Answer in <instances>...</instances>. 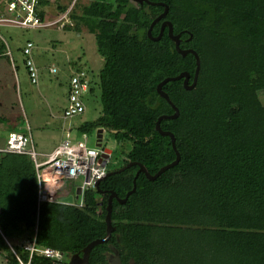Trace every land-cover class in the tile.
Instances as JSON below:
<instances>
[{
    "label": "trees",
    "instance_id": "obj_1",
    "mask_svg": "<svg viewBox=\"0 0 264 264\" xmlns=\"http://www.w3.org/2000/svg\"><path fill=\"white\" fill-rule=\"evenodd\" d=\"M148 1L169 7L165 20L174 35L182 32L180 48L198 54L199 77L191 91L183 80L163 86L179 114L162 120L160 128L174 136L180 160L155 180L141 173L124 204L113 200L114 232L91 250L89 264H113L109 255L119 264H264V0ZM57 8L65 12L67 6ZM162 12L164 7L130 0H93L81 14L75 11L71 27L63 28L95 36L102 61L99 91L90 81L81 100L85 105L86 96L98 94L101 116L77 132L102 128L114 137L123 159L111 172L135 163L155 176L176 160L171 139L156 131L161 116L174 114L157 86L183 72L191 83L196 61L192 54L181 56L167 32L158 41L147 37ZM151 33L156 36L159 25ZM4 49L0 43V56H8ZM3 121L10 122L9 135L30 134L19 117L14 123L0 114ZM138 170L134 165L105 178L80 207L39 203L33 160L1 150L0 255L5 263L27 262L23 245L31 240L61 252L67 264L82 255L106 236L110 194L125 199ZM22 234L26 241L12 244ZM34 262L52 264L42 258Z\"/></svg>",
    "mask_w": 264,
    "mask_h": 264
},
{
    "label": "rangeland",
    "instance_id": "obj_2",
    "mask_svg": "<svg viewBox=\"0 0 264 264\" xmlns=\"http://www.w3.org/2000/svg\"><path fill=\"white\" fill-rule=\"evenodd\" d=\"M92 1L64 0L62 5L67 6L65 11L74 6L71 10L72 18L75 11L81 14L83 6L87 7ZM57 17L58 15H54L47 19L54 20ZM71 20L66 27L73 25L74 21ZM2 41L8 44L15 63L12 64L8 56H0V101L2 104L0 114L11 118L14 123H16V117L21 118L24 123L22 126L30 128L29 136L38 154V162H44L46 159L44 155L51 153L62 141L77 139L78 127L86 122L95 121L101 116L102 109L97 94V96L90 95L92 97L86 96L85 110L82 114L65 120L62 117L64 109L69 104L68 82L72 74L77 76L75 71L81 69L82 73L85 72L84 79L88 84L92 81L91 85L96 86L98 90V73L102 67V61L96 50L95 36L86 29L66 30L53 25L39 31L0 28V43H3ZM26 41H31L35 45L32 58L39 71L37 84L31 83L23 66L20 50ZM53 68L56 72L50 73L49 70ZM260 99L264 103V95H261ZM9 123V121H3L0 124V133L7 130ZM95 138L96 133L91 137L87 136L88 146L95 147ZM116 143L114 137L105 131L103 144L113 151L108 163L109 169H117L121 165L120 159H123V153L117 148ZM63 183L58 194L56 191H51V196L56 198L55 201L61 198L66 204L80 206L81 198L79 200L75 198L76 188L80 183L70 180H65ZM51 186L55 187L54 184ZM88 192L95 193L90 190ZM25 238L26 234H22L19 241L12 244L26 241ZM109 257L113 264H119L116 257L112 258L111 255ZM0 264H6L1 255Z\"/></svg>",
    "mask_w": 264,
    "mask_h": 264
},
{
    "label": "built area",
    "instance_id": "obj_3",
    "mask_svg": "<svg viewBox=\"0 0 264 264\" xmlns=\"http://www.w3.org/2000/svg\"><path fill=\"white\" fill-rule=\"evenodd\" d=\"M63 1L0 0V28L42 30L57 25L63 29L64 26L71 23V10L74 8L72 6L65 12L59 11L57 7L61 6ZM54 15H58V17L54 20L47 19ZM3 44L5 54L12 56L8 44L6 42H3ZM33 49L34 44L27 41L23 48L22 56L24 57V67L31 83L37 84L39 71L32 59ZM50 72L55 73L56 70L53 68ZM72 88L74 91L70 96V107L62 115L64 120L82 114L85 110L81 95L84 92H88L89 84L84 79V73L72 79ZM99 130L102 131L100 142L97 139ZM95 133L96 148L88 146L87 143V136L91 137ZM104 133V129L99 128L88 135H79L74 141L64 140L51 154L45 156L44 162H38V154L28 134L11 133L4 151L28 155L33 160L38 180L39 203L63 202L61 198L55 201L56 198L51 196V191H56L58 194V190L63 187V182L70 180L80 183L76 188L75 198L76 200L81 198L80 206H82L88 190L96 192L97 184H100L105 179L106 174L110 172L108 163L111 160L113 151L103 144ZM51 184H54L55 187L53 188ZM77 189H80V195H77ZM23 251L29 254V258L25 263L20 260L21 264H37L34 262L35 258L40 260L42 258L52 264H67L64 254L54 249L39 247L36 240L25 243Z\"/></svg>",
    "mask_w": 264,
    "mask_h": 264
},
{
    "label": "water",
    "instance_id": "obj_4",
    "mask_svg": "<svg viewBox=\"0 0 264 264\" xmlns=\"http://www.w3.org/2000/svg\"><path fill=\"white\" fill-rule=\"evenodd\" d=\"M132 1L137 2V3L141 4V5L143 3H146L149 6H161V7H164V12L160 16H158L156 19H154L152 21V23H151V25H150V27L148 29V32H147L148 38L151 39L152 41L160 40L161 37H162L164 28L167 27L168 28V32H169V38L171 39V41H173L175 43V48H176L177 52L183 57H185L187 54H192L194 56V58H195V61H196V69H195L193 80H192L191 83H190V78H191L190 74L187 73V72H183V73L179 74L176 77H171V78L164 79L157 86V92H158L159 96L162 97L163 99H165V101L171 106V108L174 111V114L171 117L161 116L158 119L157 123H156V131L161 136H168L171 139L172 147H173V149L175 150V153H176V160L174 162H172L171 164H169L168 166L160 169L159 172L155 176H151L148 173V171L146 170L145 167H143V166H141L139 164H135V163H130V164L124 166L123 168L117 170L116 172H111L110 171L108 174H106L105 178H107L109 176H112L114 174H119V173L123 172L124 170H126V169H128V168H130V167H132L134 165H137L139 167V170H138V172L136 173V176H135V180L133 181V190L131 192H128V194H127L125 199H120L119 197H117V195L115 193H111L110 196H109L108 203H107V206H106V216H105L106 236L103 239L96 240V241L92 242L91 244H89L85 249H83L82 255H78V254L73 255L71 257V259H70L69 264H89V257H90L91 250L95 246L100 245V244H106L110 240L111 235L114 232V227L112 226V219H111V216H112V202H113V200H117L119 203L124 204L127 201V199L129 198V196L136 191V179L141 173L145 174V176L149 180L152 181V180L157 179L161 174H163L168 169H170V168L174 167L175 165H177L179 160H180L179 159L180 158L179 154L176 151L174 136L171 133L163 132L161 130V128H160V123H161L162 120L175 119V118H177V116L179 114L178 109L171 102L169 96L162 90V88L168 82L183 80V87H184L185 90L191 91V90L195 89V87L197 85L198 77H199V72H200V58H199L198 54L196 53V51H194L193 49L183 50V49L180 48V43L179 42H180L181 36H180V34L179 35H174L173 34V27H172V24H171L170 21H166V22H164L162 24L161 32L158 35V37L155 38V37L152 36L151 32H152L153 27L160 20L164 19L167 16V14H168L169 7L167 5H164L163 3L154 4V3L149 2L148 0H132ZM191 37L192 36L190 35L189 40L191 39ZM101 134H102V131L99 130L98 135H97V139L99 140L98 142H100V140H101V137H102ZM98 145H100V144H98ZM96 189H97L96 191H98L99 183L97 184ZM77 195H80V189H77Z\"/></svg>",
    "mask_w": 264,
    "mask_h": 264
},
{
    "label": "flooded vegetation",
    "instance_id": "obj_5",
    "mask_svg": "<svg viewBox=\"0 0 264 264\" xmlns=\"http://www.w3.org/2000/svg\"><path fill=\"white\" fill-rule=\"evenodd\" d=\"M130 1H131V3H132L133 5H137V6H143L144 4H146V3H143V4L141 5V4H139V3H137V2H134V1H132V0H130ZM159 7H161V6H159ZM162 13H163V12H162ZM162 13H161V14H162ZM161 14H160V15H161ZM160 15H159V16H160ZM157 17H158V16H157ZM157 17H156V18H157ZM156 18H155V19H156ZM166 21H168V20H165V18H164V19L160 20V21L156 24V25H159V33H158L156 36H153V37H155V38L158 37V35H159L160 32H161L162 24H163L164 22H166ZM156 25H155V26H156ZM155 26H154V27H155ZM154 27H153V28H154ZM152 30H153V29H152ZM165 32H167V33L169 34V32H168V28H167V27L164 28L162 36L164 35ZM151 34H152V33H151ZM179 34H180V36H181V35H182V32L179 33ZM179 34H175V35H179ZM147 37H148V36H147ZM181 40H182V37L180 38V41H181ZM185 41H187V39H185ZM172 42H173V41H172ZM173 43H174V42H173ZM179 43H181V42H179ZM174 46H175V43H174Z\"/></svg>",
    "mask_w": 264,
    "mask_h": 264
},
{
    "label": "crops",
    "instance_id": "obj_6",
    "mask_svg": "<svg viewBox=\"0 0 264 264\" xmlns=\"http://www.w3.org/2000/svg\"><path fill=\"white\" fill-rule=\"evenodd\" d=\"M72 21V20H71ZM2 86V85H1ZM3 87V86H2ZM1 102V101H0ZM8 137H9V133L8 132H6V131H4V132H2V133H0V151L1 150H4L5 148H6V145H7V140H8ZM66 140H70V139H66ZM33 145H34V143H33ZM56 148V147H55ZM54 148V149H55ZM54 149H53V151H54ZM53 151H51V153L53 152ZM51 153H49V154H51ZM48 154V155H49ZM48 155H44V156H48Z\"/></svg>",
    "mask_w": 264,
    "mask_h": 264
},
{
    "label": "bare ground",
    "instance_id": "obj_7",
    "mask_svg": "<svg viewBox=\"0 0 264 264\" xmlns=\"http://www.w3.org/2000/svg\"><path fill=\"white\" fill-rule=\"evenodd\" d=\"M29 132H30V130H29ZM79 135H82V134H78V136H79Z\"/></svg>",
    "mask_w": 264,
    "mask_h": 264
},
{
    "label": "clouds",
    "instance_id": "obj_8",
    "mask_svg": "<svg viewBox=\"0 0 264 264\" xmlns=\"http://www.w3.org/2000/svg\"><path fill=\"white\" fill-rule=\"evenodd\" d=\"M85 73V72H84ZM110 171H111V169H110Z\"/></svg>",
    "mask_w": 264,
    "mask_h": 264
}]
</instances>
